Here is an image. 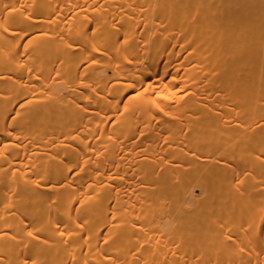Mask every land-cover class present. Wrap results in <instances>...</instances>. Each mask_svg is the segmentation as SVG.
<instances>
[{
  "label": "bare ground",
  "instance_id": "6f19581e",
  "mask_svg": "<svg viewBox=\"0 0 264 264\" xmlns=\"http://www.w3.org/2000/svg\"><path fill=\"white\" fill-rule=\"evenodd\" d=\"M0 264H264V0H0Z\"/></svg>",
  "mask_w": 264,
  "mask_h": 264
}]
</instances>
